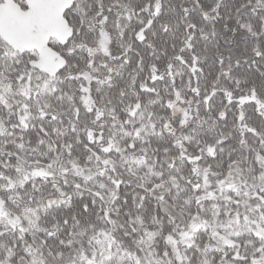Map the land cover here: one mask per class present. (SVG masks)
Here are the masks:
<instances>
[{"label":"snow or ice","instance_id":"snow-or-ice-1","mask_svg":"<svg viewBox=\"0 0 264 264\" xmlns=\"http://www.w3.org/2000/svg\"><path fill=\"white\" fill-rule=\"evenodd\" d=\"M0 264H264V0H0Z\"/></svg>","mask_w":264,"mask_h":264}]
</instances>
